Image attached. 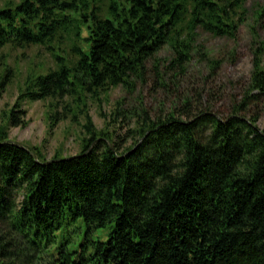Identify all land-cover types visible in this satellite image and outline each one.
<instances>
[{
  "label": "trees",
  "instance_id": "16d2710c",
  "mask_svg": "<svg viewBox=\"0 0 264 264\" xmlns=\"http://www.w3.org/2000/svg\"><path fill=\"white\" fill-rule=\"evenodd\" d=\"M248 1L8 0L0 8V54L40 47L54 66L30 72L1 117L0 264H264V132L259 117H241L264 104L256 29L264 6L251 27L259 46L248 90L226 119L188 98L155 118L144 108L129 117L116 110L115 122L131 128L124 141L98 131L89 110L119 87L132 93L166 47L174 78L185 76L202 54L199 32L235 40ZM3 65L0 100L15 78ZM27 102H48L51 130L84 118L77 156L48 160L10 140V129L29 124ZM83 224L79 251L59 243ZM101 229L106 242L92 237Z\"/></svg>",
  "mask_w": 264,
  "mask_h": 264
},
{
  "label": "rangeland",
  "instance_id": "374dc122",
  "mask_svg": "<svg viewBox=\"0 0 264 264\" xmlns=\"http://www.w3.org/2000/svg\"><path fill=\"white\" fill-rule=\"evenodd\" d=\"M7 1L0 0V8ZM259 6H264V0L248 1V20L241 26L235 40L215 38L200 31L197 45L202 54L194 53L193 61L185 76L180 74L174 78L175 72L169 67V61L173 55L166 47L158 54L160 64L157 68L153 61L147 63L145 80H136L132 93L119 87L111 91L109 95L103 96L102 103L90 102V115L97 130L102 131L108 128L111 133L125 141L128 139V131L131 128L128 126V121L123 118L115 122L113 113L116 110H122L129 117L131 113L144 108L149 111L151 117L155 118L167 115L174 105H179L187 98L197 103L201 102L197 105H204L221 119L229 117L234 107L243 101L250 84L253 53L259 46L254 43L251 27L256 24L254 12ZM263 25L264 22H260L256 27L260 41H264ZM3 63L14 70L15 78L0 100V125L2 114L15 106L26 76L30 72L45 73L54 67L50 55L40 47L17 51L5 49L0 54V77L3 73ZM211 64H218V66L212 68ZM23 110L26 111L25 118L29 124L25 128L10 129L12 142L41 148L48 160L57 153H61L66 158L79 154L84 138L83 117L79 116L77 123L70 120L63 121L51 130L48 102H27ZM241 117L246 120L259 117L258 125L264 132L262 102L250 104L241 113ZM86 231L87 227L84 224L81 230H77L74 226L70 227L62 233L58 241L61 244L66 241L69 250L79 251L80 245L86 240ZM92 237L106 242L109 238V229L93 232Z\"/></svg>",
  "mask_w": 264,
  "mask_h": 264
},
{
  "label": "water",
  "instance_id": "95a60500",
  "mask_svg": "<svg viewBox=\"0 0 264 264\" xmlns=\"http://www.w3.org/2000/svg\"><path fill=\"white\" fill-rule=\"evenodd\" d=\"M15 145L16 146H18V147H21V148H23V149H26V147L25 146H23V145H21V144H18V143H15ZM94 146V145H93ZM27 150V149H26ZM34 157L36 158V156L34 155Z\"/></svg>",
  "mask_w": 264,
  "mask_h": 264
}]
</instances>
